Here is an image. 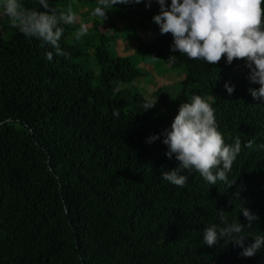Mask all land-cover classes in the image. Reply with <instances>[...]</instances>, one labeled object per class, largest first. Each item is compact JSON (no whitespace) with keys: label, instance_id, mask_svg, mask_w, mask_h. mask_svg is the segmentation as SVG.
<instances>
[{"label":"trees","instance_id":"1","mask_svg":"<svg viewBox=\"0 0 264 264\" xmlns=\"http://www.w3.org/2000/svg\"><path fill=\"white\" fill-rule=\"evenodd\" d=\"M49 3L57 15L69 6L90 15L98 6ZM23 5L45 10L39 0ZM160 11L157 0L111 6L112 32L95 19L80 39L81 22H61L67 57L13 25L6 38L0 30V264H264V251L245 257L234 243H202L205 227L221 222L220 210L246 224L243 206L259 216L244 228V246L264 234V150L256 148L264 142V104L250 92L259 85L246 58L228 64L225 54L213 65L173 52V35L154 21ZM122 31L139 42L133 54L114 46ZM146 32L155 39L144 42ZM141 59L185 73L176 95L155 85L150 97L160 107L147 111ZM193 94L213 106L226 143L241 139L231 187L211 185L195 170H185L182 187L162 176L179 164L166 155L163 132ZM155 134L160 139L149 143Z\"/></svg>","mask_w":264,"mask_h":264},{"label":"clouds","instance_id":"2","mask_svg":"<svg viewBox=\"0 0 264 264\" xmlns=\"http://www.w3.org/2000/svg\"><path fill=\"white\" fill-rule=\"evenodd\" d=\"M151 0H98V6L92 11L93 16L106 18L111 6L118 4H139ZM161 7L154 21L159 25L161 34L173 35L172 51L177 50L192 59H203L215 65L226 54V63L232 64L237 58L244 59L249 71V79L258 84L251 88L252 96L264 104V0H157ZM44 11L25 8L23 0H0V15L10 18L26 37L39 39L41 46L50 45L56 55L69 54L60 46L64 29L63 23L77 22V13L71 6L62 10L59 15L52 8L49 0H39ZM89 31L87 24L81 23L76 38L80 39ZM53 51L46 53L52 60ZM231 94L235 86L225 85ZM156 102L146 99L143 108L147 111L155 107ZM113 114L118 116L119 111ZM160 139V134L152 135L148 142ZM163 143L167 145L166 155L179 161L171 169L164 170L165 180L177 186H184L188 176L185 170L197 171L206 182L216 185L225 181L231 187L235 182L229 180L234 161L242 150L239 136L234 143H226L215 116V109L207 99L193 94L190 100L182 102L178 114L170 127L163 132ZM252 142L247 147L251 148ZM264 150V142L256 145ZM240 213L247 223L240 219L229 221L225 211L220 210V223H212L203 232L204 245L216 246L221 240L226 244L234 243L243 248L241 255L251 257L264 251V234H256L254 241L244 246V228H251L259 220L258 214L247 207L240 208Z\"/></svg>","mask_w":264,"mask_h":264},{"label":"rangeland","instance_id":"3","mask_svg":"<svg viewBox=\"0 0 264 264\" xmlns=\"http://www.w3.org/2000/svg\"><path fill=\"white\" fill-rule=\"evenodd\" d=\"M88 11V8H82L77 13L78 16V22L87 24L88 27L91 26V22L95 19H101L103 23L102 30L103 31H109L112 32L109 29V23L112 20L113 16L108 15L106 18L93 16L92 14L86 15L85 13ZM12 25L11 20L9 17L5 15H0V30L2 33V36L4 38L8 37L9 28ZM122 38L116 42L118 44H115L114 46L119 49L120 54L122 55H130L133 54L137 47H138V41L137 40H127L125 39V33L121 32ZM156 34L152 33H144L141 35V39L144 42H151L155 39ZM92 52V51H90ZM142 60V59H141ZM93 64V63H92ZM140 66L143 68V71L146 73V79L143 80L141 83L142 88L147 92L149 95L148 99L151 101L156 102L155 108L160 107V103L158 98L150 97L151 93L155 90V85H166L169 87H172V91H174V95L178 93V83L180 80H182L185 76V73L182 69H174L168 64H164V62L161 61H146L143 59L140 63Z\"/></svg>","mask_w":264,"mask_h":264}]
</instances>
